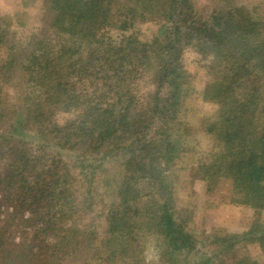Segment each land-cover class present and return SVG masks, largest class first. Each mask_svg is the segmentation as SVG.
I'll list each match as a JSON object with an SVG mask.
<instances>
[{"label":"trees","instance_id":"16d2710c","mask_svg":"<svg viewBox=\"0 0 264 264\" xmlns=\"http://www.w3.org/2000/svg\"><path fill=\"white\" fill-rule=\"evenodd\" d=\"M38 1L25 42L0 19V127L7 118L20 135L33 130L31 139L0 135V205L10 209L0 216V264H143L150 242L163 264H192L190 217L174 201L182 170L207 191L226 179L229 202L264 208L263 19L234 0L201 11L193 0ZM187 49L207 77L198 92ZM9 86L19 89L12 104ZM194 97L216 105L203 130L184 123ZM58 112L75 118L59 124ZM197 132L214 143L188 165ZM110 160L120 172L102 177L103 200L90 186ZM76 168L94 171L82 192ZM254 227L255 218L223 242Z\"/></svg>","mask_w":264,"mask_h":264},{"label":"rangeland","instance_id":"374dc122","mask_svg":"<svg viewBox=\"0 0 264 264\" xmlns=\"http://www.w3.org/2000/svg\"><path fill=\"white\" fill-rule=\"evenodd\" d=\"M234 1L252 10L254 17L264 20V0ZM21 3V0H0V19L1 21H7L9 23V32L13 36V38H11L12 41L22 39V41L25 42L26 40L24 38H26L25 36H28L30 30H32L36 22L35 20L39 15H37V13L41 11L40 8L43 6L38 0L27 5H22ZM206 4L211 6L209 0H193V7L199 11H201ZM146 28V25L141 28L146 32L144 33L145 35L149 34ZM189 52V49L185 50L183 62L186 67L196 72V77L192 78V84L195 86V91L198 92L205 81H207V77L205 76V72L202 70L199 72L198 68L196 69V65L193 69V63H190ZM6 90L9 93V97L6 101H9L11 104L14 103L15 97L19 94L18 87L9 86ZM194 98L195 100L192 98L186 99L187 111L186 113L183 112L184 123L187 125H198L200 129L203 130V121L205 122L207 119L213 121V113L216 110V105L203 103L197 100L198 98ZM74 115V113L58 112L54 120L61 124L65 120L74 119ZM12 124H14L13 119L7 121L6 118L0 127L2 128L0 129V135L14 136L15 134H19L15 135V137L18 138L19 136H23L27 139L33 138L30 136L33 130L24 131V135H20L18 131H13L11 127ZM11 132H13V134ZM201 132H197L194 137L197 142L194 143V145L193 143L192 145L189 144L193 146L192 148L196 153L189 154L190 157L188 156L186 158L188 165L214 143L213 140L203 134L204 131L203 133ZM7 142L10 144L12 143L9 141ZM31 145L34 146V144ZM183 159L178 158L175 161L174 164L176 167L184 165L185 160ZM65 160H67L68 164H71L67 158H65ZM117 162L118 160H110L105 163L103 168H107L109 172L104 175L103 172H96L93 176L92 174L94 171L90 172L91 168L84 171H80V168L74 169L73 174L75 173L76 176L80 178L79 180L81 182L83 181V187L80 186V188H82L79 191L82 192V190H84V183H87L86 188H89L88 186L90 183L88 179L90 176H93L94 182L90 186V189L96 196L103 195V200H106L107 195L105 191L107 187L102 177L110 178V180L113 177H117L116 173L120 172V170H118L119 168H113ZM193 172L194 171H189V169L180 172L179 183L177 185L178 188H176V195L174 197L177 207L184 209V211L181 212L182 218L186 216H188V218L190 217V222L187 224L186 228L194 235L196 240L195 249L197 251L195 256H193L192 253V264H204L203 262L207 258L210 259V262L207 264H253V261H255L256 264H264V246L252 242V240L257 237H264V208L255 209L254 214L253 210L248 207L229 202L230 184L226 179H220L215 186L213 185L211 187L210 191H207L206 182L200 177H194ZM84 175L86 177H84ZM7 211H10L8 207L6 208L0 205L1 217H5ZM177 217L178 219L181 218L179 215H177ZM253 218H255V227L260 225V228L255 229L254 227V235H249L239 240L223 242L227 241L224 237H228V234L239 235L242 228L250 226ZM10 232L17 242L21 241V235L19 234L21 232L20 228L12 227ZM24 237H26V235L22 234V239ZM222 238H224V240H222ZM146 252L147 254L145 255L143 264H163L159 259L156 246L153 242L148 243Z\"/></svg>","mask_w":264,"mask_h":264},{"label":"crops","instance_id":"0c3cea01","mask_svg":"<svg viewBox=\"0 0 264 264\" xmlns=\"http://www.w3.org/2000/svg\"><path fill=\"white\" fill-rule=\"evenodd\" d=\"M248 227H249V226H246V228H242V229H241V232H242L243 230L246 231V230L248 229Z\"/></svg>","mask_w":264,"mask_h":264}]
</instances>
